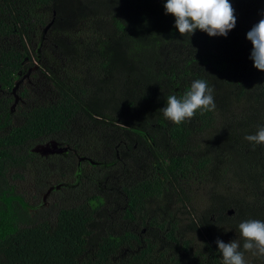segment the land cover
<instances>
[{"label": "trees", "instance_id": "obj_1", "mask_svg": "<svg viewBox=\"0 0 264 264\" xmlns=\"http://www.w3.org/2000/svg\"><path fill=\"white\" fill-rule=\"evenodd\" d=\"M57 1L0 0V89L11 93ZM229 2L236 25L226 37L198 29L181 36L166 0H78L58 10L54 32L73 38L79 29L66 27L76 12L75 22L86 25L78 33L87 35L57 43L67 65L49 57L60 91L18 107L19 124L15 99L0 96V264H223L208 242L203 252L189 251L180 219L152 205L190 174L214 182L225 161L242 193L210 192L200 222L239 240L241 222L264 221V145L244 139L264 125V72L253 66L246 39L264 0ZM196 79L214 89L215 110L180 125L166 120L160 109L168 96L181 99ZM47 137L104 168L105 190L35 209L17 181L36 161L29 147Z\"/></svg>", "mask_w": 264, "mask_h": 264}, {"label": "rangeland", "instance_id": "obj_2", "mask_svg": "<svg viewBox=\"0 0 264 264\" xmlns=\"http://www.w3.org/2000/svg\"><path fill=\"white\" fill-rule=\"evenodd\" d=\"M77 1L58 0L57 6H55L56 9H50L46 25L44 27L40 26V32L35 34L36 37L30 43L32 57L26 61L25 71L16 77L15 86L11 93L0 89V96L10 95L15 99L11 105L14 124L21 122L19 115L15 114L18 107L24 106L27 108L51 100L60 91L52 78V72L48 70L49 68L54 69L50 66L52 62L49 63V57L56 58L67 65V54L60 51L57 43L77 42L80 41L81 37L86 39L85 32L78 33L80 30L85 29L86 25L84 22L82 24L79 21L78 23L75 22L74 19L78 20L75 16L76 12H71L70 25H67L66 29L70 28V31L73 32V27L76 26L79 30L73 33V38L69 39L65 34V30L60 31L58 29L54 32L53 27L55 24L53 23L59 9L71 11L76 7ZM262 15H264V12H256L252 17L251 26L258 23ZM89 37V41L93 42L95 40L92 33H89ZM69 65H71L69 66V69H71L73 67L72 63ZM22 92L25 94L23 97L20 95ZM94 146H97L101 152L100 145L95 144ZM29 152L37 156L36 161L22 169L24 179L17 181V183L19 191L26 194L32 203H36L35 209L47 206L53 200L62 201L67 199L66 194L74 198L79 194L88 195L93 191H104L107 187L104 180L105 173H103L105 169L100 168L97 166V162L88 158L86 159L90 163H87L86 159L76 152V147L66 141L47 137L31 145ZM92 153L94 154V152ZM103 165L107 164L102 163ZM103 167L106 168L107 166ZM117 172L115 171L114 175ZM190 175L192 179H180L173 185L169 196L165 198V202L157 199L156 204L153 203L152 206L157 208L159 214L167 218L176 217L180 219L178 223L181 225V231L186 235L188 241L186 246L189 251L203 252V246L208 242L205 246H210L211 250H215L218 255L222 256L215 243L217 238L225 243L236 238L230 237L222 229L201 223L200 216L207 205L210 192L223 193L231 197L238 196L242 193L241 186L228 161L224 162L221 174L214 182L200 178L199 174ZM244 256L247 264H259L260 257L253 256L251 252L246 251Z\"/></svg>", "mask_w": 264, "mask_h": 264}, {"label": "clouds", "instance_id": "obj_3", "mask_svg": "<svg viewBox=\"0 0 264 264\" xmlns=\"http://www.w3.org/2000/svg\"><path fill=\"white\" fill-rule=\"evenodd\" d=\"M165 14L175 18V28L181 36L192 35L197 29L210 37H226L236 25L235 10L229 0H166ZM246 39L252 44L250 59L253 66L264 72V15L258 23L247 32ZM214 89L203 79L191 83L181 99L176 95L167 98L166 106L160 111L166 120L176 125L191 120L197 111L201 115L215 110ZM246 141L252 144L264 145V125H259L255 134L246 135ZM240 239L228 243L219 238L215 241L218 251L222 254L223 264H247L245 251L253 256L264 258V221L250 219L238 226ZM240 240H243V251Z\"/></svg>", "mask_w": 264, "mask_h": 264}]
</instances>
